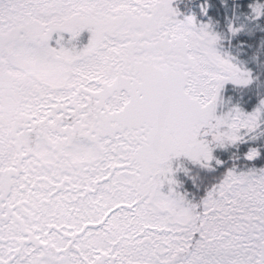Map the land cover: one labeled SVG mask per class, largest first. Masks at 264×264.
<instances>
[{
    "label": "snow or ice",
    "instance_id": "1",
    "mask_svg": "<svg viewBox=\"0 0 264 264\" xmlns=\"http://www.w3.org/2000/svg\"><path fill=\"white\" fill-rule=\"evenodd\" d=\"M0 264H264V0H0Z\"/></svg>",
    "mask_w": 264,
    "mask_h": 264
}]
</instances>
